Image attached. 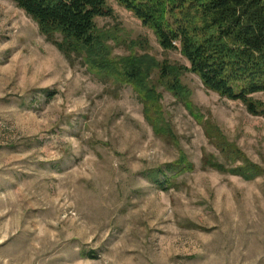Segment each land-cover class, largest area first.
<instances>
[{"label": "rangeland", "instance_id": "1", "mask_svg": "<svg viewBox=\"0 0 264 264\" xmlns=\"http://www.w3.org/2000/svg\"><path fill=\"white\" fill-rule=\"evenodd\" d=\"M109 5L113 15L95 22L114 33V55L133 49L190 67L131 11ZM181 80L264 170V117L189 70ZM159 92L177 146L155 136L131 86L97 78L15 0H0V264H264V173L202 169L204 154L222 162L218 150L183 104ZM252 96L264 100V91ZM182 153L192 171L167 172V189L148 178Z\"/></svg>", "mask_w": 264, "mask_h": 264}, {"label": "trees", "instance_id": "2", "mask_svg": "<svg viewBox=\"0 0 264 264\" xmlns=\"http://www.w3.org/2000/svg\"><path fill=\"white\" fill-rule=\"evenodd\" d=\"M114 1L151 29L163 50L178 47L190 67L160 61L133 49L127 55H114L107 43L116 40L114 33L98 28L95 22L98 17L113 15L109 0H15L37 23L40 32L66 56H80L89 72L115 87L131 86L155 136L178 145L164 117L161 86L183 104L219 152L222 162L204 154L202 169L229 172L246 180L262 175L264 170L249 160L191 101V91L181 77L189 70L205 88L238 100L250 114L264 117V100L252 96L264 91V0ZM138 43L145 49V42ZM193 169V163L182 153L165 169L152 170L147 176L158 187L167 189L173 178L167 172L176 175Z\"/></svg>", "mask_w": 264, "mask_h": 264}]
</instances>
